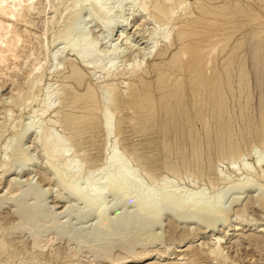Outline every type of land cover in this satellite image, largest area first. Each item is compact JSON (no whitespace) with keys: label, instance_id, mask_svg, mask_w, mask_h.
Returning <instances> with one entry per match:
<instances>
[{"label":"bare ground","instance_id":"obj_1","mask_svg":"<svg viewBox=\"0 0 264 264\" xmlns=\"http://www.w3.org/2000/svg\"><path fill=\"white\" fill-rule=\"evenodd\" d=\"M38 1L39 0H0V75L8 76L9 78L12 79V81L15 77L16 82H19L20 85L16 87L17 91L15 90L16 92H15L14 101H19V102L25 101L27 98L31 96L30 95L32 93L31 90L33 89L32 84H36L33 82L36 81V82H39V84L41 82L39 80H41L42 72L44 70L43 68H45L43 66H44V63H46L44 62L43 59H48V58H45L46 57L45 55L48 54L49 55L48 57L50 60L56 61L54 65L52 64L53 67H55L53 69L56 71V73H60L62 69L60 68L61 62L58 61V58L62 57V54L65 50H68V51L70 50L72 54H74L75 59L67 58L65 62L63 61L64 67L69 68L67 76H64L63 78H71L73 84H71L72 86H67V83L69 81L68 82L66 81L67 83L62 82L63 84L61 83L58 87L50 91L49 90L45 91V94L43 95V98H42V102L39 105L38 109H34L29 113L28 118L31 121L26 122V123L23 122L20 128H17V129L15 128V126H12L13 129L15 128L13 133L10 136L6 137L0 149L4 151L5 154H7L10 151L13 154H14V151L15 152L17 151L18 153L17 149H19L21 145L23 144L22 141L25 138V136L29 135L30 133L33 134L35 142L38 141L41 145V147L39 146V148L44 153L43 156H46V162H47L48 168H50L49 170H51L55 178L54 180H57L56 183L59 186H61L60 188H62L65 191L66 197L69 199V201L71 200L77 204H81V206L83 207V209L78 208L79 210H77V212L74 211L76 213V216L74 217H77V219L78 218L82 219V218H86V217L88 218L89 216H92L93 218L94 222L90 224L88 227L85 226L86 223L84 224V226L82 223V226H79V227L73 226L74 223L73 224L71 223L69 225L67 223V226L63 225L64 228H60V230L56 226V229H58L59 233H61L63 236L66 235L64 237H67L69 235L71 236L75 235L77 238L80 237L79 238L80 241L78 239L79 245H80V242H82L81 238L83 237V240L87 239L86 236L88 237L89 236L88 234H90V237L92 236L99 242L101 253L102 251L105 253L110 250V247H111L110 245L112 242L109 245L110 240L106 241L108 242L107 244L106 242L103 243L101 239L107 235L108 236L109 235H114V236L119 235L118 233H120V231L122 232V230L125 231L126 229H129L128 227L131 225L134 226L135 223L140 226L141 224L142 225L145 224L148 227L149 226L153 227L156 225L159 226V224H161L162 220H164L165 217L166 219H168L167 221L169 222V224H171V226L173 227H176L174 226L175 225L174 223L176 220L177 221L181 220V224H182V223L187 222L188 221L187 219L194 218L193 220H195V217L197 218L204 217L203 219L206 218L205 220L209 219L211 220V222L212 221L214 222L215 216H218L215 214L220 213L221 215L222 213L224 214L227 211L225 210V207L223 206V198L226 195L232 193L235 189L242 190L243 194L246 191L250 193L251 192L255 193V194L252 193L250 195L247 194L245 196V197L251 196V198H249L251 200L248 199L249 202H252V199L254 197L255 198L259 197L261 201H264V195H263L264 169L258 168V170L259 169L261 170H259L258 172L253 171L247 165L249 163L245 164L244 161H243L244 165L240 163L243 165V167L241 168L243 171V175L240 176L242 178H239L236 181H232V179L231 181L227 180V182H224L222 180L219 181L221 177L223 176L222 174L223 172L221 171V173L219 174L216 173V171L218 170V168L216 167L217 169L215 173L217 175L218 181L222 183H226V184L223 187L224 189L223 188L221 189L223 190L222 193H220L221 190L219 189L220 190V191L218 190L219 193L217 192L216 196L211 197V196L205 195L203 189L202 190L197 189V191H192L191 189V191L189 190V192L188 191L184 192L183 191L184 189L181 190L183 187L180 189L178 185H174L172 180L170 181V178L164 177L162 175H161L162 178H158L157 174L154 173V171L156 172V168L154 167L155 165L154 166L149 165L147 164V162L146 163L144 162L146 164L144 165L141 162L142 161L141 156H143V158H145L146 156L145 157L144 155L139 156L138 154L140 153L137 154V152L135 151L136 148H134L135 150H132V151H128L129 149L128 148L127 151L125 150V152H121L119 143L116 141L117 138H115V140L113 138L114 141L112 140L113 142L109 144L108 148L106 146L107 153L104 154V157L103 156L100 157L98 155L92 154V152H89L87 148L89 146H84L85 144L81 146L80 150L78 151L81 154L77 153L79 154L77 155L74 152L75 154L74 156L71 153V146H74L76 148L77 147L76 145H81L82 141L80 137H82L83 134H89V137H90L89 142L90 144L94 145L95 137L93 133L99 127L103 133V137H104L103 139L107 142L109 140V137L113 133H116V131L117 133L120 134L121 131H119V127H121L120 125L125 122L126 124L128 123V126H129V123H134L133 125L136 124L137 128H140L138 127V125H141L142 123L143 124L145 123L144 125H146V123L153 124L152 126L153 128H155V130L158 127V125L155 126L156 124H159V125L161 124L163 128L165 126L174 125L175 127L173 126V128L176 129V126L178 123L181 129L179 127L177 128H179L180 130H182L184 127L188 129L186 125L181 127L182 125L181 123L190 122L189 121L190 119L189 118V108L186 109L187 107L185 106L187 105L190 106V104L192 103V106L194 107V108L192 107V110L195 109L196 111V114L195 113L193 114L196 115V118L201 117L202 119L203 115L204 116L206 115L205 116L206 118L208 117V120L207 119L203 120V121L205 120L208 121V122L205 121V123L204 122L201 123V120L197 119L198 121H200L201 125L203 123L205 125V127L200 126V123H199V126L205 129V130L203 129L204 132L202 131V134H203L202 136H204V133L206 136H208V139H205V136L202 137L203 140L201 139L202 141L207 142L206 143L207 146L209 145L210 148H208V150L212 151V148H214L213 150L217 152L218 157H219L217 158L220 160L221 159L229 160L230 161L229 166H231L232 164H235V161L238 160L239 158L241 160V158L244 157L243 155L245 152L244 150L245 147L243 146L242 142L244 141L246 143L247 141H245V139H249L246 137L250 136L251 133H250V128L249 129L247 128L248 130L247 133L243 134L242 128L236 127V121H234L236 117H234L235 118L234 120L232 118L233 116H235V114L232 117L228 115L227 112L229 111H227V107L225 106L226 101H224V98L226 95L223 98L224 89L226 88L225 85L226 84L231 85V83H228V82L233 81V80H230L231 78L229 77L230 76L229 66L231 67V69H233L232 68L233 65H230L231 59H229L233 54V53H230L231 49H230V52L226 54V57H228L226 59H229V60H227L226 66L223 67L224 69L222 71H220L221 66L219 67L217 63L215 64V61L217 62V60L219 59V56L224 57L225 49H227L226 47L227 45H229L228 42H230V40L232 39L231 37L234 34V31L232 32V30H236L238 27L240 28V26H242L241 24H243L241 22H244V21L247 22L248 20L250 21L249 23H252V21H254L258 26L261 25V27L262 25H264L263 20H261L259 17L260 15L258 16L259 13L256 14L257 16L255 14H253L255 15L253 16L251 15L250 11H249L250 14L248 13L247 11L248 9L246 8L242 9L243 7L240 4L239 5L235 3L231 4L230 2H228V0H227L228 3L224 2L223 0H200V1L196 0V1H193L194 2L193 4L189 2L190 0H74V2H72L70 7L68 8L66 7V9L64 10L65 13L63 14V12H61L58 18L55 19L57 22H59V20L61 22L62 20L60 19V17L63 16V18H66L67 20H63L64 21L63 26L61 25L58 32L52 35V38H51L52 43L55 44V47L57 49L55 50L53 54L50 55L49 54L50 52L46 54V50H49V49H48V44L46 43V40H45V35H46L45 28L44 27H34L33 26L34 24L28 18L30 13L33 10H35L36 3ZM45 1L49 3L48 5L50 8L52 9L54 8V10L57 11V6L53 4L52 2L53 0H45ZM245 1L243 4L245 6H248V8H251L252 6L258 7L259 10H263L262 12H264V2H263L264 0L263 1L262 0H250L252 2H247L248 1L247 0L246 4H245ZM109 2H111V4ZM125 4H129V6H131L127 8V10L129 9V12L126 11ZM115 7L116 9H113ZM136 9H138V12L140 11L143 16L146 15V13L150 14L156 26L151 31L150 37H148L149 40L147 39L148 40L147 46L141 52L142 58H140L139 60L133 59L131 60L132 61L131 63L129 62V64H126L123 67L119 68L118 62L122 60V58L125 57L128 52L131 54L134 51H136L133 49V46H131L130 41L129 42L126 41L127 43L125 42L123 47L122 45H120V42L123 40L126 34V25L125 24L121 25L116 29L115 34H114L115 42L111 44H107L106 45L107 50L105 51L103 50L101 52L102 49L100 50L99 48V41H98L99 38L95 39V37L94 38L90 37L89 30L84 25H81V23L84 20H87V21L95 20V23L100 25L104 29L103 31L106 32L107 36L104 38L107 39V37L110 36V34L108 35L109 31H111V29H113V27L118 23V21L121 20V17L123 16L125 17V13H126L128 15V16L126 15L127 19L129 17L132 18L135 15L134 13L137 12ZM43 10L44 9H41V10L37 9V11H39L40 13L44 12ZM253 11H256V10L254 9ZM82 13L84 14L83 17L85 19L81 17ZM45 21L46 22L48 21V23L51 22V20L49 21L47 19H45ZM245 23L243 25L244 27H245ZM249 23L247 22L246 25ZM243 28L241 27L240 30H242ZM255 28H257V26ZM254 30H257V29H254ZM260 30L259 32H255L253 34L255 41H257L253 45L254 46L256 45V47L264 48L263 42H262V38H263L262 35L264 33L262 34L263 30L261 31ZM171 32H173V35L170 40L169 35H171L170 34ZM249 35H252V33ZM126 37L128 38V36ZM234 46H236V44ZM240 46H242V44L240 45L238 44L237 48H239ZM232 49H233L232 51H234V47H232ZM170 53H172L170 60H166L165 62L159 63L148 70L145 68L146 62L150 57H153V58L158 57L160 59H165L167 57V54H170ZM240 56L241 55H238L237 60H239ZM262 58H264V54H262ZM243 61H244V58H243ZM232 62H234V60ZM261 65L262 64L260 63V66ZM245 66L247 67V65ZM242 67L243 66L239 68V70L241 69L240 72L242 71V69H244V67L243 68ZM262 69H264V67ZM95 70H99V72L101 71V73L103 74V77L105 78V81L103 84L99 83L100 81L96 79L97 76L94 77ZM240 72H238V74L236 73V75L240 76L241 78L242 74L239 75ZM244 72L246 73L245 70ZM152 73L154 74V77L156 76L155 80H152L151 78L153 77L151 76ZM119 75L129 76L132 79L128 81L120 82L116 80V77ZM240 83L247 84L248 81L246 83V79L242 78ZM39 84L37 85V87L39 86ZM81 85H83L82 89L78 90L79 86ZM230 85L228 87L233 86V84L231 86ZM235 88L237 89V87ZM246 88H248V86ZM238 89H242V88H238ZM230 90H232V88L231 89L228 88V91ZM229 93L231 94V91ZM244 93L247 94V92H244ZM61 95L63 96L61 97ZM55 98L63 99V101L59 100L60 101L59 104L54 109L53 107L55 106ZM48 110L55 111L56 117H55V120L53 121L54 123H58V125L60 124L63 130L67 132L65 136L55 133L56 131L53 132L51 131L52 129H47L48 127L45 128L41 125V122H42L41 117H43L44 113L48 112ZM124 111L127 113L125 114ZM55 113H54V116H55ZM232 113H234V111H232ZM3 115H4L3 116L4 122H6L9 118V113L5 112V114ZM195 115H194V119H195ZM210 118L212 122L210 121ZM190 124L191 123L189 124L187 123L188 126ZM192 125L194 124L192 123ZM238 125L240 126L241 124H238ZM244 125L246 124L244 123ZM210 127L214 128L212 132H210V129H209ZM37 128H38V131H37ZM137 128H134V129L138 130ZM146 128H148V126ZM153 128L151 130H153ZM159 129H160V126H159ZM187 129H184L182 131H185ZM161 130L162 129H160V131ZM164 130L166 131V134H167V130L166 129ZM180 130H177V132ZM193 130L190 129L189 134H191V131ZM2 131L4 132V130ZM194 131L196 132V130ZM194 131L193 133H195ZM257 131H259V129H257ZM257 131H255L256 134H259V132L257 133ZM196 133L194 134L195 138L198 137V136L196 137ZM170 134L172 135L171 132ZM182 134H183L182 136H184L186 133H182ZM85 136H88V135H85ZM164 136H165V133H164ZM174 136H176V138L178 137L176 134ZM184 138L187 139V135ZM184 138H182L183 141H184ZM195 138H192V144L191 143L188 144L192 146L191 147L192 150L190 149L189 146H185V147H189L188 149L191 150L190 152L191 154L192 152L194 154L195 153L199 154V152L197 151L201 149L200 147L198 149L197 144L199 143H197L196 141L197 139L198 140L200 139V136L197 139ZM263 139L264 138L260 137V138H257L256 140H258V142H260L261 144L262 143L264 144ZM178 140H177V145L180 144ZM169 141H170L169 137L168 139H165L164 141L165 150L167 149H169V151L174 150V148L171 146V143H169ZM251 142L252 141H250V143ZM175 143L173 144L175 145ZM180 146L181 144L178 146L177 149H181L179 148ZM104 148H102L103 152L106 149ZM77 150L78 149H76V151ZM255 151L256 150H254V154H255ZM25 152H26V149H25ZM165 153L166 152H164L163 154ZM205 153L207 155V152ZM19 154H22L25 156L24 152L23 153L20 152ZM209 154H211V152L210 153L208 152V155ZM187 155L188 153L186 154V156ZM26 156H28V154H26ZM186 156H183V157L186 158ZM211 156L209 155L208 157L211 158L210 160L212 161ZM193 157H195V155ZM28 158L31 161V158L30 157ZM24 159H27V158L19 157V160L18 159L17 160L20 161V163L22 164ZM192 159L194 161V158ZM190 160H191V156H190ZM9 161H7L6 158H3V160L0 161V168L6 164V167L2 168V170L6 171V169L9 168V167L7 168V164H8L7 162ZM98 161H100L99 164H97ZM130 161L131 163L132 161H134L138 169L136 167L134 168L131 165ZM182 161H185V160H182ZM262 161H263V157L261 158L260 156L257 155L256 161H255L257 163L256 165L260 166L261 165L260 163H262ZM84 162L86 164L87 163L92 164L90 165L91 166L89 168L90 170H88L85 173L83 172ZM199 162L200 161L196 157V160H195L196 164H194L195 169H193L194 170L193 175H195V178L203 177V175H206L208 172L207 166L200 165ZM172 163H171V166L166 167V169L169 171L170 176L174 177L175 179L177 177L180 178L182 171L185 170L186 165L182 167L183 168L182 169L180 166L181 163L173 164V165ZM21 164L20 166H22ZM189 164H192V163H190L189 161ZM188 167L189 166H187V168ZM191 168H194V166L191 165ZM236 171H238V168L236 169ZM139 172H142L143 174H145L146 177H148L149 183L145 182L142 179V176ZM255 176L258 177V179L255 178ZM12 182L16 183V181H13V180ZM212 184H214L213 181H212ZM16 186L17 188L14 189L15 191L19 190L18 185ZM28 187H29L27 189L28 191L26 190L27 192H24L23 194H22V191H20V193L17 192L20 195L22 194V196L18 194L19 195L18 197L22 199L21 197L24 198L26 196L25 198H27L28 196L33 195L34 197L32 196V198L30 199H33V198L35 199L33 200V202L23 203L17 197L15 199V202L17 203V206H16L17 211L16 210L15 211L20 213L19 215H23V216L26 215V212H27L28 217L26 218L27 219L29 218V222H30V220L34 219L35 217L33 215H37V216L40 214L43 215V213H47L48 210L46 211V207H45L46 205L44 204V199H45L44 193L46 191H43L42 188H40V186H37V184H34V183L33 184L30 183V186ZM249 189L251 190L253 189V190L251 191ZM258 191L260 192L258 193ZM242 193L239 198L244 197ZM236 200L238 201V199ZM67 202L68 200L66 201V204H68ZM249 202H248V205H250ZM242 203H245V201ZM245 206H247L246 203L242 205L241 207L245 208ZM68 207L69 205L66 206V210L70 211V207L69 208ZM73 208H71L72 211H73ZM112 209L113 211H116L115 212L117 213L116 217L115 215L114 217L110 215V211H112ZM113 211L112 213H114ZM64 214H66V212ZM56 217L57 216H55V218ZM80 219H78L77 221H80ZM52 220L54 219L52 218ZM83 220L81 221L83 222ZM235 228L238 229L239 227H235ZM257 230L261 232L263 228L259 227ZM171 231L172 230L170 229V232ZM195 231H198V230L196 229ZM186 232L187 233L183 235L184 237H182V239L185 238V236L187 237L190 234L189 230H187ZM11 234L12 236L15 235L14 237L17 238V240L19 239L18 240L19 242H16L15 238H14L15 241L13 239L12 241H8L6 237L7 239L6 242L5 241L2 242L3 240L0 242V255H4V254L10 255V253L12 254V251L14 252V249H16V246L19 244L21 247L24 246L25 241H23V239H20L19 238L20 236L16 237V234H13V232H11ZM62 235L61 237H63ZM38 239H39L38 235L34 234V236L32 237L33 244L31 243L32 249L35 248L33 247L34 245H38L39 243H41ZM4 240H5V237H4ZM111 240H114V239H111ZM222 240H223L222 237L218 236L216 237V240L212 242V244L209 245V242H208L209 246L205 249L204 252H201L202 251L201 248H200L201 251L194 250V249L189 250L188 252L192 253L189 256L191 260L190 264H198L202 259L204 260L211 259L210 261L215 260L217 264H229V263L234 264L235 262L234 260H232L233 257L230 259L229 255L225 253L224 248L222 247ZM253 240L259 241L257 238H252V241ZM95 241H93V243ZM97 241L95 243H97ZM30 248H31V245H30ZM91 250H92L91 247L88 246L87 251L91 252ZM97 251H99V248L97 249ZM148 254H149V251L147 252L145 251V254L141 255V257L146 256ZM13 256L15 257L16 255L13 254ZM181 256H183L184 258L185 254ZM136 257L137 256L132 255L133 260ZM32 261H34V259L33 260L29 259L27 262L25 261L24 264H32ZM125 261H128L127 258L126 259L119 258V259H115L113 262H111V264H124ZM39 264H42V263H39Z\"/></svg>","mask_w":264,"mask_h":264},{"label":"rangeland","instance_id":"obj_2","mask_svg":"<svg viewBox=\"0 0 264 264\" xmlns=\"http://www.w3.org/2000/svg\"><path fill=\"white\" fill-rule=\"evenodd\" d=\"M193 1H196V0H190L189 2L191 4H193L194 3ZM197 1H200V0H197ZM223 1L227 2V0H223ZM235 1L236 0H232V1L228 0V2H230L231 4L232 3L238 4V5L240 4L243 7L242 9H244V8L248 9L247 11H248V13L250 11L251 15H253V14L256 15L257 13H259L258 16L260 15L259 17L261 20H263V23H264V19H263L264 18V16H263L264 12H262L263 10H259L258 7H253V6L251 7L252 9L248 8V6H245L243 4L245 0H243V1L238 0L236 2ZM246 1H245V4H246ZM52 2L54 5L57 6V11H55L54 8L53 9L50 8L48 5L49 3L46 2L45 0H39L36 3L35 10H33L30 13V15L28 16L29 20H31L32 23L34 24L33 25L34 27H44L45 28V33H46L45 40H46V43L48 44V49H49V50H46V54L50 52L49 53L50 55L53 54L55 52V50L57 49L55 47V44L52 43V39H51L52 35H54L58 32L61 25L63 26V22H64L63 20H67L66 18H63V16L60 17V19L62 20L61 22H60V20H59V22H57L55 19L58 18V16L61 14V12H63V14H64L65 13L64 10L66 9V7L67 8L70 7L72 2H74V0H53ZM247 2H252V1L248 0ZM109 3L111 4V2H109ZM125 5L124 6L126 7V11L129 12V9L127 10V8L131 7V6H129V4H125ZM48 7H49V9H48ZM134 8H136V7H134ZM37 9H40V10L44 9L43 10L44 12L40 13L39 11H37ZM113 9H116V7ZM254 9L256 11H253ZM260 9H262V8H260ZM136 10H137V12L134 13L135 15L132 18L129 17L127 19L128 15L125 13V17L124 16L121 17V20H119L118 23L115 25L116 27L114 26L113 29H111V31H109L108 35L110 34V36H108L107 39L104 38L107 36L106 32L103 31L104 29L100 25L95 23V20H91L92 22L90 20H88V21L84 20L81 23V25H84L89 30L90 37H92V38L95 37V39L99 38L98 41H99V48H100V50L102 49L101 52L103 50L104 51L107 50V46H106L107 44H111V43L115 42L114 34H115L116 29L121 25H124V24L126 25V34H125L123 40L121 41L122 43L120 42V45H122V47H123L124 43L126 41L127 42L130 41V44H131V46H133V49L136 50V51H134L136 53L133 52L130 54L128 52L126 56L124 55L125 57H123L122 60H120L118 62L119 68L123 67L126 64H129V62L131 63L132 62L131 60H133V59L139 60L140 58H142L141 52L147 46V44H148L147 41L149 40L148 37H150L151 31L156 26V24H154V22H153L152 17L150 16V14L146 13V15L143 16L140 11L138 12V9H136ZM83 15L84 14L82 13L81 17H83ZM255 15H253V16H255ZM45 19H47L49 21L51 20V22H49L51 24H49L48 21L46 22ZM83 19H85V18L83 17ZM52 21H53V23H52ZM55 21L57 22V24ZM245 22L246 21L241 22L243 24H241L242 26H240V28L244 27L243 25ZM247 22L249 23L250 21L247 20ZM246 23H245V27L242 30H240L239 27L236 29L239 32L236 30H232V32L234 31L235 35L233 34V36L231 37L232 39L230 38L231 40H230V42H228L229 45H227V47H226L227 49H225L224 57L219 56V59L217 60V62L215 61V64L217 63L219 65V67L221 66L220 71H222L224 69L223 67L226 66L227 60H229V59H231V63L229 61L230 65L235 66V67L232 66L233 69H231V67L229 66V72H230L229 77L231 78L230 80H233L234 82L233 81L228 82V83H231V85L233 84L232 87H228L230 84L225 85L226 88L224 89L223 98L226 95L224 98V101H226V104H225V102H224V104L227 107V111H229V112H227L228 115H230L232 117L235 114V116H233L232 118L234 120L235 119L234 117H236V119L234 120V121H236V127H241L243 134L247 133V131H248L247 128L248 129L250 128L251 134H250V136L246 137L249 139H245V141H247L249 143H247V142L245 143L244 141L242 142L243 146L245 147L244 148L245 152L243 155L244 157H242L241 160H240V158L238 159L240 162L238 160H236L235 164H232V165L230 164L231 166H229L230 161L225 160V159H221V160L218 159L219 158L218 154L215 150H213L214 148H212V151L208 150V148H210L209 145L207 146L206 145L207 142L202 141L203 140L202 137L205 136V139H208V136H206L205 133H204V136H202L203 135L202 131L204 132L205 129L203 127L202 128L200 127V126L205 127L204 123L206 120L205 121H203V120L204 119L208 120V117L206 118L205 117L206 115L205 116L203 115L202 119H201V117L196 118V115H195L196 111H195V109L192 110V107H193L192 103L190 104V106H188V105L185 106V107H187L186 109L189 108V118H190L189 121L190 122H187V123L188 124L191 123L189 126L187 125L186 122L181 123L182 124L181 127H183L185 125L188 127V129L185 127L182 129V130L187 129L185 131L180 130L181 128H180V125L178 123H177L176 129L180 130V131L177 132V130L175 128H173L174 125L173 126H165L167 128H165V127L163 128V126L161 124L160 125L156 124L155 126L158 125V127L155 130V128H153V126H152L153 124L146 123V125H144L145 123L144 124L142 123L141 125H138V127H140V128H137L136 124L133 125L134 123H129V126H128V123L126 124V122H125V123H122L120 125L121 127H119V131H121L120 134L117 133V131H116V133H113L111 135L112 137L111 136H110L111 138L109 137V140H108L109 143H108L107 141H105L103 139L104 138L103 133L99 127L93 133L94 137H95V144L94 145L90 144V142H89V138H90L89 134H83L84 136L82 135V137H80V139L82 141L81 145H76L77 146L76 148L74 146H71V153L75 156V154L79 153L78 151L80 150L81 146H83L85 144L84 146H89V147H87L89 152H92V154L98 155L100 157L101 156L104 157V154L107 153L106 151H107V148L109 147V144L111 142H113L115 140V138H117L116 141L119 143V147H120L121 152H125V150L127 151L128 148L130 149V150L128 149V151L135 150L134 148H136L135 151L137 152V154L140 153V154H138L139 156H141V155H144V157L146 156L145 158H143V156H141L142 157L141 162L144 165H146L145 164L146 162L149 165H152V166L155 165L154 167L156 168V172L154 171V173L157 174L158 178H162V176L170 178V181L172 180L174 185H178L180 187V189L183 187L181 190L184 189L183 190L184 192L185 191L189 192V190L191 191V189H192V191H197V189L198 190L203 189L204 194L207 196H211V197L216 196L217 192L219 193V191L226 184V183H222L219 181L222 180L224 182H227V180L231 181V179H232V181H236L237 179L242 178L240 176L243 175V171L241 168L243 167L244 162H245V164L249 163L250 165L249 164H247V165L253 171L258 172L259 170L264 169V162H263L264 161V144L263 143L261 144L260 142H258V140H256L257 138H260V137L264 138V76H263L264 72H262V71H264V69H262L264 67V58H262V54H264V51H263L264 48L263 47L262 48L256 47V45L255 46L253 45L257 42V41H255L253 34L255 32H259L260 29L264 31V27H263L264 25H262V27H261V25L258 26L254 21H252L253 24L249 23L246 25ZM253 25H254V27H253ZM256 26H257V28H255ZM258 27H259V29H258ZM254 29H257V30H254ZM263 31H262V34L264 33ZM251 33H252V35H249ZM170 34L171 35H169L170 36L169 39L171 40L173 32H171ZM126 36H128V38ZM262 36H263L262 42H263V46H264V34ZM252 39H254V40H252ZM248 40H250L251 42ZM233 42L236 44V46H234L235 44ZM236 42L239 45L242 44V46L239 47L240 49L237 48L238 44ZM241 42H243L244 44ZM245 43L247 46L245 45ZM161 45H163V44H161ZM250 45L252 46L253 49L251 48ZM164 47H166V46H164ZM232 47H234V51H232L233 50ZM241 47H243V48H241ZM138 49H139V51H138ZM230 49H231V52H230ZM235 49H236V51H235ZM239 50H241V51H239ZM69 51L65 50L64 51L65 53L63 52L64 55L62 54V57L61 58L59 57L60 59L58 58V61L61 62V66L60 65L59 66L62 69L60 73H56V71L53 69V68H55V67H53V65L56 63V61L53 60L54 61L53 62L52 60L49 59L48 54L45 55L46 56L45 58H48V59H43L44 62H46V63H44L43 67H45V68H43L44 70L42 72L41 80H39L41 82H40V84H39V82H36V81L33 82L36 84H32V88L34 89V91H33V89L31 90L32 93L30 94L32 96V98H31V96L29 97V95H28V97L30 99L25 98L26 99L25 101H21V102L14 101L15 92L17 91L16 87H18L20 85L19 82H16L15 77H14L15 80L13 79V81H12V79L9 78L8 76L0 75V79H2V80H0V101H1L0 102V125H1L0 126V147L3 144V142L5 141L6 137L10 136L13 133L15 128L16 129L20 128V126L23 124V122L26 123V122L31 121L28 118L29 113L34 109H38L39 105L42 102V98H43V95L45 94V91H47V90L50 91V90L58 87L62 82L67 83L69 81L67 83V86H72L71 84H73V82H72L71 78H63L64 76H67L68 71H69V68L64 67L65 60L67 58H71V59L74 58L75 59L74 54H72V52L71 51L69 52ZM229 52L233 53L234 55L232 54V56L229 59H226V58H228V57H226V54ZM171 54L172 53L167 54V57L165 59H160L158 57H154V58L150 57L146 62L145 68L148 70V69H151L152 67H154L155 65H157L159 63L165 62L166 60H170ZM238 55H241L239 57L240 61L237 60ZM243 58H244V61H243ZM62 59H64V60H62ZM222 59L224 62L222 61ZM241 59H242V61H241ZM259 59H261V60H259ZM233 60H234V62H232ZM236 63H238V64H236ZM260 63L262 64L261 65L262 68L260 66ZM77 64H78V62H77ZM245 65H247V67ZM241 66H243L244 69H242V71L240 72L241 69L239 70V68H241ZM245 67H246V69H245ZM244 70L246 71V73L244 72ZM238 72H240L239 75L242 74L244 76L241 75V78H240V76L236 75V73L238 74ZM94 75H95L94 77L97 76L96 79L100 81L99 83H101V84L104 83L105 78L103 77V74L101 73V71L99 72V70H95ZM151 76H153V77H151L152 80H155L156 76L154 77L153 73L151 74ZM261 76H262V78H261ZM98 77H99V79H98ZM242 78H245L246 83H247V81H248V83L247 84L240 83ZM130 79H132V78L129 76L119 75L116 77V80L120 81V82L121 81H128ZM12 83H13V85H12ZM38 84H39V86L37 87ZM246 85L248 86V88H246L247 87ZM33 86H35L36 88ZM82 86L83 85L79 86L78 90H81ZM234 86L237 87V89ZM244 86H245V88H244ZM228 88L229 89L232 88V90H230L231 94L229 93L230 91H228ZM238 88H242V89H238ZM233 89L236 91H234ZM227 91H228V93H227ZM244 92H247V94ZM33 93H35V94H33ZM61 94H63V93H61ZM62 96L63 95H61V97ZM59 100L63 101V99L55 98V106L53 107L54 109L59 104V102H60ZM9 109H10V111H9ZM191 110H192V112H191ZM230 111H231V113H230ZM232 111H234V113H232ZM5 112L9 113V118L6 122H4V118H3V116H4L3 114H5ZM45 113H44V116L41 117L42 118L41 119L42 122L40 121L41 125L45 128L48 127L47 129H52L51 131H53V132L56 131L55 133H58L60 135L65 136V134L67 132L63 130V128L60 126V124L58 125V123H54V121H53V120H55V117H56L55 111L54 110H50V111L48 110V112H45ZM54 113H55V116H54ZM124 113L126 114L127 112L124 111ZM124 113H122V114H124ZM193 113H195V114H193ZM194 115H195L196 120L194 119ZM197 119L201 120V123L202 122H204V123L201 125L200 121H198ZM197 121H198V123H197ZM210 121L212 122L211 118H210ZM206 122H208V121H206ZM243 122L247 126L244 125ZM192 123L194 125H192ZM199 123H200V126H199ZM4 124H6V125H4ZM238 124H241V125L239 126ZM12 126H15V128L13 129ZM147 126L149 129L146 128ZM149 126H151V127H149ZM159 126H160V129H162L163 131L162 130L160 131ZM192 126H194V127H192ZM168 127L169 128L171 127V128L169 129ZM177 127H179L180 129ZM134 128H137L138 130H136ZM152 128H153V130H151ZM193 128H194V130H196L197 133L193 130ZM146 129H147V131H146ZM164 129L167 130V134H166V131ZM168 129H169V131H168ZM190 129L196 133V137L198 136L197 138H199V136H200L199 140L197 138H195V135H194L195 133H193V131H191V134H189ZM209 129H210V132H212V130L214 128L210 127ZM257 129H259V131H257ZM2 130H4V132ZM244 130H246V131H244ZM37 131H38V128H37ZM255 131H257V133L259 132V134H256ZM170 132L172 133V135L170 134ZM164 133H165V136H164ZM182 133H186V134L184 136H182L183 135ZM252 133H253V135H252ZM117 134L119 137L117 136ZM173 134L174 135L176 134L177 136L179 134L180 135L176 138V136H174ZM85 135H88V136H85ZM186 135H187V139L184 138V137H186ZM162 136H164V137H162ZM188 136H189V138H188ZM168 137L170 139L169 143H171V146L174 148V150H171V151H169V149L165 150L164 141H165V139H168ZM174 137L177 140H178V138H179V140H181V141L178 140V142L181 144V146L179 147L181 149H177L180 144L178 143L179 145H177V140ZM25 138L22 141L23 142V144L21 145L22 148L20 147L23 151L19 148V149H17L18 153H17V151L16 152L14 151V154H13L10 151L7 153L8 154L7 155L4 153V151H2L0 149V161L3 160V158H6L7 161H9V160L11 161V162L10 161L7 162L8 163L7 168L8 167L9 168L8 169L5 168L6 171L2 170L3 167H6V164L0 168V201H1L0 202V227H1L0 228V242L2 240H3L2 242H4V241L6 242L7 239H8V241H12V239L15 241V239H16V242H19L18 241L19 239L17 240V238L14 237L15 235L12 236L11 232H13V234H16V237L20 236L19 238L23 239V241H25L23 247H21L20 244L18 243L19 245L16 246V249H14V252L12 251V254L10 253L11 256L9 254L8 255L7 254L0 255V264H8V263L9 264L10 263H12V264H24V262L25 261L27 262L29 259H31V260L34 259V261H32V264L33 263L34 264H39V263H42V264L43 263L44 264H69V263L70 264H75V263L76 264H109L110 263L111 264V262H113L115 259H119V258L120 259L121 258L122 259L127 258L128 261H125L124 264H190L191 260H190L189 256L192 253H190L188 251L192 250V249L201 251V249H202L201 252H204L205 249L210 244H212V242H214L216 240V237H218V236L222 237V239H223L222 240V247L224 248L225 253H227L229 255L230 259L233 257L232 260H234V262H235L234 264H264V201H261V199L259 197H256V198L254 197L253 198L254 200L252 199V202H249V200H251V199H249V198H251V196L250 197L249 196L245 197V196L247 194L250 195L253 192L250 193V192L246 191V192H244V194H245L244 195L242 193V190H239V189H235L232 193L226 195L223 198V206L225 207V210H227V211L224 214L222 213L223 215L222 214L220 215V213L215 214L218 216H215L214 222L213 221L211 222V220H209V219L205 220L206 218L203 219L204 217L203 218L195 217V220H193L194 218L187 219L189 222L187 221V222L182 223V224H181V220H179V221L176 220L174 223L175 225L173 224L176 227H173V226H171V224H169V222L167 221L168 219H166V217H165L164 220H162L161 224H159V226L158 225L153 226V227L149 226L150 228L148 226H146L145 224L144 225L141 224V226H140V225L135 223L136 225L134 224V226H132V225L129 226L128 227L129 229H126L125 231L122 230V232L120 231V233H118L119 235H116V236H114V235L108 236L107 235L105 237L108 240L105 237H104L105 239L104 238L101 239V241H103V243L110 240L109 245L112 242L110 245L111 246L110 250H109L110 252L109 251L105 252L107 255L103 251H102L103 254L101 253L99 242L95 238H93L92 236L90 237V234H88L89 235L88 237L86 236L87 239H84L85 241L83 240V237H82L81 239H82L83 243L80 242V245H79V241H80L79 238L80 237L77 238L75 235L74 236L69 235L70 237L69 236L64 237L66 235L63 236L61 233L58 232V229L60 230V228H64L65 225L67 226V223H68V225L71 223L72 224L74 223L73 226H77V227L82 226V223L84 226V224L86 223L85 226L88 227L90 224H92L94 222L92 216H89L90 219H89V217L88 218L87 217L82 218V219L78 218V219H80V221L84 219L85 221L83 220V222L77 221L78 220L77 217H74V216H76L75 212H77V210H79L78 208L83 209V207L81 206V204H77L71 200L69 201V199L66 197L65 191L62 188H60L61 186H59L56 183L57 180H54L55 178H54L51 170H49L50 168H48V165L46 162V156H43L44 153L39 148V146L41 147V145L38 141H36L37 142V144H36L33 134L30 133L29 135H26ZM113 138H114V140H113ZM182 138H184V141ZM192 138L197 139L196 141H197V143H199V144H197L198 149H199V147L201 148V149H199V151H197V152H199V154L198 153L194 154L193 152H192V154L190 153L192 150L191 149L192 146L188 145V144H190V143L192 144ZM189 139H190V141H189ZM249 140L252 141L251 142L252 145H251ZM175 141H176V143H175ZM106 142H107V144H106ZM172 142L175 143V145ZM186 143H187V145H186ZM202 143H203V145H202ZM104 146H105V148L107 146V148L105 149ZM185 146H189L191 150L188 149L189 147H185ZM102 148L105 149L104 150L105 153L102 151L103 150ZM131 148H133V149H131ZM205 148H206V150H205ZM25 149H26V152H25ZM76 149H78V150L76 151ZM40 150H41V152H40ZM73 150H75V151H73ZM254 150H256L255 154H254ZM214 151H215V153H214ZM20 152L21 153L24 152L25 156L22 154H19ZM74 152H75V154H74ZM164 152H166V153L163 154ZM186 152L188 153V155L191 156L192 161L190 160V156H188V155L186 156V154H187ZM205 152H207V155H208V152L209 153L211 152V154H209L210 156L213 155V153H214V155L211 156L212 161L210 160L211 158L208 157L209 155L207 156ZM26 154H28V156H26ZM79 154H81V153H79ZM79 154H77V155H79ZM252 154H254V155H252ZM180 155H181V157H180ZM192 155L193 156L195 155V157H193ZM257 155L260 156L261 158L263 157V161H262V163H260L261 164L260 166L256 165L257 163L255 162ZM21 156L24 158H27V159H24L22 164L20 163V161H18L19 157L22 158ZM183 156H186V158ZM215 156H216V158H215ZM28 157L31 158V161ZM182 157H183V159H182ZM196 157L200 161L199 162L200 165L207 166V168H208L207 174L203 175V177H200V178H197V177L195 178V175H193V171H194L193 169H195L194 164H196L195 163ZM192 158H194V161ZM201 159H202V161H201ZM173 160H175V161H173ZM178 160H179V162H178ZM182 160H185V161H182ZM188 160L192 164H189ZM99 162L100 161H98L97 164H99ZM19 163L22 166H20ZM130 163H131V161H130ZM160 163H162V164H160ZM171 163H172V165L181 163V165H180L181 168L186 165L185 170L182 171L180 178L177 177L175 179L174 177L170 176V173L166 169V167L171 166ZM240 163H242L243 165ZM90 165H92V164H90V163L86 164L84 162V164H83V172L84 173L87 172L88 170H90L89 169L91 167ZM131 165L134 168L136 167L138 169V167L136 166V163L134 161H132ZM191 165L194 166V168H191ZM187 166H189V167L187 168ZM216 167L218 168L217 171H216V169H217ZM237 168H238V171H236ZM258 168H261V169L258 170ZM140 171H141V169H140ZM215 171L218 174L221 173V171H222L224 178L226 177L225 180L221 174L222 177H221V179L219 177L220 180L218 181V178H217ZM235 172H237L238 174ZM239 172H241V173H239ZM139 173L141 174L142 179L145 182L149 183L148 177H146L145 174H143L142 172H139ZM14 178H16V179H14ZM255 178L258 179V177H256V176H255ZM12 180L16 181L17 184L14 182L15 183V185H14ZM216 180L218 183L216 182ZM212 181L214 184H212ZM30 183L37 184V186H40V188H42L43 191H46L44 193L45 194L44 195V198H45L44 204L46 205L45 206L46 211L48 210V212L43 213L44 217H43V215L40 214L43 218L40 215H38V216L33 215V216H35L34 219L30 220V222H29V218L28 219L26 218V217H28L27 212H26L27 216L26 215H24V216L19 215L20 213L16 212L17 211V209H16L17 203L15 202V199L20 195L19 194L20 191H22V194L24 192L28 191L27 189L29 188L28 186H30ZM16 185H18V187H19V190H17V191L14 190L17 188ZM20 188H21V190H20ZM249 190H251V189H249ZM222 191L223 190H221L220 193H222ZM17 192H19V193H17ZM259 192L260 191H258V193ZM241 193L243 194L244 197L239 198L241 196ZM14 194H15V196H14ZM22 194L20 196H22ZM253 194H255V193H253ZM263 195H264V192H263ZM32 196L33 195L28 196L27 198H25L26 197L25 196L24 197L25 199L23 197H21L24 200L20 199L19 197L18 198L23 203H25V202L29 203V202H33V200L35 199V198L30 199V198H32ZM236 199H238V201ZM246 199H247V201H246ZM67 200H68V202H67L68 204H66ZM244 201L247 204V206H245V208L241 207L242 205L245 204V203H242ZM248 202L250 205H248ZM72 203H74V204H72ZM68 205L70 207V211L66 210V206H68ZM71 208H73V211L71 210ZM64 211L66 212V214H64L65 213ZM112 211H113V209H112ZM112 211H110V215L112 217H114V215H115V217H116V215H117V213H115L116 211H113L115 214L112 213ZM48 214H49V216H48ZM225 214H226V216H225ZM55 216H57V217L55 218ZM52 218L54 220H52ZM190 220H192V221H190ZM25 221H27V222H25ZM23 222H25V223H23ZM169 225H170V227H169ZM56 226L58 227V229H56ZM20 227H22V228H20ZM54 227H55V229H54ZM235 227H239V228L237 229ZM259 227L263 228V230L261 232L257 230ZM44 229H45V231H44ZM170 229L172 230L171 232H170ZM186 229L189 230V232H190V234L188 235L189 237L185 236V238L182 239V237H184L183 235H185L187 233ZM196 229L198 231H195ZM39 231H41V232H39ZM196 232H198V233H196ZM41 233H43V234H41ZM34 234L38 235V237H39L38 240L41 243H39L38 245H34L33 247H35V248L32 249V244H33L32 237L34 236ZM61 235L63 237H61ZM111 236H112V238H111ZM4 237H5V240H4ZM6 237H7V239H6ZM68 237L70 238V240ZM90 238H92V239H90ZM252 238H257L259 241H257V240L252 241ZM78 239H79V241H78ZM111 239H114V240H111ZM173 239H175V240H173ZM95 240L97 241V243L99 245L97 243H95L96 242ZM93 241H95V242L93 243ZM208 242H209V245H208ZM106 243L108 244V242H106ZM29 244L31 245V248H30ZM93 245H94V247L99 246L98 247L99 251H97L98 248L97 247L94 248ZM88 246L91 247L92 250L93 249L94 250L93 251L91 250V252L87 251ZM17 247H18V249H17ZM27 247L29 248V250ZM191 247H193V248H191ZM145 251L146 252L149 251V254L141 257V255L145 254ZM98 252H100V253H98ZM13 254L16 256L14 257ZM183 254H185L184 258H183V256H181ZM132 255L137 256V257L134 258V260H133ZM12 257L14 258V260ZM181 258H183V259H181ZM112 259H113V261H112ZM49 260H50V262H49ZM210 260L211 259H209V260L208 259H206V260L202 259L199 263L200 264H217V262L215 260H213V261H210Z\"/></svg>","mask_w":264,"mask_h":264}]
</instances>
